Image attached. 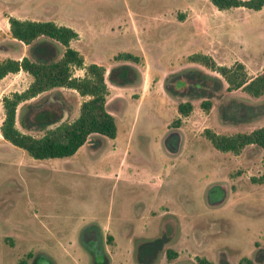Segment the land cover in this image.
Listing matches in <instances>:
<instances>
[{"label": "rangeland", "instance_id": "374dc122", "mask_svg": "<svg viewBox=\"0 0 264 264\" xmlns=\"http://www.w3.org/2000/svg\"><path fill=\"white\" fill-rule=\"evenodd\" d=\"M8 16L50 20L77 32L69 46L86 65L104 68L105 107L116 135L101 142L90 136L71 156L45 159L0 136V264H15L28 253L29 264L38 254L52 264H101L79 240L88 222L100 228L106 264H139L136 244L157 237L165 242L149 264H195L196 257L212 264H238L244 257L264 264V255L254 259L264 250V182L253 181L264 170V153L256 145L237 154L218 151L203 136L204 129L230 135L261 126L264 94L228 91L216 72L187 59L201 53L218 65L240 62L249 77L264 72V4L259 10H218L209 0H0V46L14 59L28 54L29 46L11 38ZM119 53L138 62L114 59ZM124 64L135 67L137 81L111 84L109 69ZM186 70L221 80L209 109L200 105L206 97H194L189 88L173 96L165 90L164 84L181 90ZM27 76L0 80V98L25 88ZM58 90L46 93L48 99L58 98L60 121H71L86 97ZM186 100L191 111L177 128L169 127L178 117L176 104ZM2 116L0 103V122ZM15 125L41 135L21 129L17 118ZM172 131L178 135L175 154L161 143ZM167 249L175 252L170 260Z\"/></svg>", "mask_w": 264, "mask_h": 264}, {"label": "trees", "instance_id": "16d2710c", "mask_svg": "<svg viewBox=\"0 0 264 264\" xmlns=\"http://www.w3.org/2000/svg\"><path fill=\"white\" fill-rule=\"evenodd\" d=\"M209 1L218 10L239 6L259 10L264 4V0ZM7 23L11 38L29 46V53L20 59L0 60V79L8 73L23 71L31 77V81L24 89L1 96L3 111L0 122L1 138L24 150L34 159L71 156L88 141L90 136H96L99 141L101 138L113 139L116 135V126L113 116L105 107L107 87L103 77L104 68L95 63L84 65L82 55L69 46V42L77 38V32L50 20H29L8 16ZM119 58L132 63L138 62L137 56L130 53H119L114 56V59ZM187 59L216 72L226 83L225 89L228 91L241 89L252 97L264 94V72L249 77L240 62L231 66L218 65L209 56L201 53L191 54ZM73 69H82V75L74 76ZM182 73L186 85L181 90H177L170 84H164L167 93L173 96L184 93V89L189 88L193 90L194 97H206L200 105L206 110L209 109L208 98L222 86L221 80L216 76L203 74L198 76V71L186 70ZM108 81L116 86L134 84L137 81V70L134 66L125 64L113 66L108 71ZM59 88L72 89L78 95L86 97L80 102L78 113L71 121H60L63 114L60 100L54 98V102H50L48 99L50 94H46L51 91L57 92ZM38 96H40L39 100H35ZM191 109L192 105L189 101H179L176 104L178 117L169 124V127L177 128L180 117L188 115ZM220 111L224 114L222 108ZM16 118L21 129L38 131L41 135L36 137L18 129L15 125ZM52 124L55 125L50 126ZM203 136L218 151L237 154L247 145H256L264 153V123L249 132L230 135L217 134L204 129ZM253 181L264 182V170L257 178H253ZM206 197L207 202L212 201L210 191L207 192ZM107 240H110L109 236ZM164 242V237L138 242L135 246L136 262L149 264L154 261ZM263 252L262 249L255 252V261L262 260ZM165 256L170 260L175 256V252L167 249ZM28 258H30L29 253L18 259L15 264H29ZM38 258L41 264H52L51 259L44 254L34 256L30 264H36ZM101 264H106V261ZM195 264L212 263L205 257H196ZM238 264H254V260L244 257Z\"/></svg>", "mask_w": 264, "mask_h": 264}, {"label": "flooded vegetation", "instance_id": "af4514ba", "mask_svg": "<svg viewBox=\"0 0 264 264\" xmlns=\"http://www.w3.org/2000/svg\"><path fill=\"white\" fill-rule=\"evenodd\" d=\"M162 146L166 152L169 154H175L178 148V135L176 132L172 131L166 134V136L162 139ZM215 190L217 188H220V186H215ZM213 188V190H214ZM212 191V190H211ZM210 191V195H211ZM108 236L106 237V239ZM101 233L100 228L96 225L95 222H88L82 228L79 232V240L82 244V246L86 249V251L89 253L91 259H95L96 256L101 257V262H105L106 259L105 252L101 249ZM147 240V239H146Z\"/></svg>", "mask_w": 264, "mask_h": 264}, {"label": "crops", "instance_id": "0c3cea01", "mask_svg": "<svg viewBox=\"0 0 264 264\" xmlns=\"http://www.w3.org/2000/svg\"><path fill=\"white\" fill-rule=\"evenodd\" d=\"M16 18H18V17H16ZM6 22H7V17H6ZM6 28L8 29V23H6ZM5 50L3 49V47L2 46H0V60H2V59H4V58H11V57H8L6 54H5ZM22 56H20V57H18V58H14V59H20ZM83 64L84 65H86L84 62H83ZM82 69H80V71H81ZM83 71V70H82ZM81 71V72H82ZM20 72H23V71H18V72H16V73H8V74H18V73H20ZM24 73V72H23ZM8 74H6L4 77H6ZM4 77H2L0 80H2ZM30 76H27V78H28V83L31 81V77L29 78ZM28 85V84H27ZM26 85V86H27ZM24 89V88H23ZM60 89V88H59ZM72 90V89H71ZM13 92V91H12ZM5 95H7V94H5ZM86 99V98H85Z\"/></svg>", "mask_w": 264, "mask_h": 264}]
</instances>
